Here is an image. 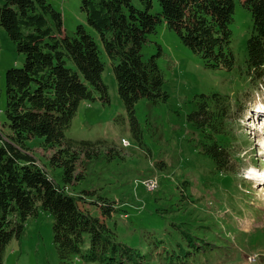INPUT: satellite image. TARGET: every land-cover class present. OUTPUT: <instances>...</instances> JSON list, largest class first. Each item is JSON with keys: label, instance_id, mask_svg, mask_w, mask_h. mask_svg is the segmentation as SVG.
I'll use <instances>...</instances> for the list:
<instances>
[{"label": "rangeland", "instance_id": "1", "mask_svg": "<svg viewBox=\"0 0 264 264\" xmlns=\"http://www.w3.org/2000/svg\"><path fill=\"white\" fill-rule=\"evenodd\" d=\"M233 1L230 30L235 60L229 69L208 66L164 23L147 36L142 59L154 57L167 99L157 104L141 99L135 105L137 137L118 95L110 59L98 33L86 22L81 0H48L62 15L67 35L73 36L81 25L98 45L109 97V103L97 95L82 102L65 131L74 141L113 144L109 155L104 150L98 158L79 163L77 172L84 173V179L67 189L73 194L96 190L95 199L101 197L114 206L105 223L118 242L134 250L133 264H264V82L251 83L245 74L253 24L243 0ZM23 63L24 56L0 27V122L5 74ZM214 96L229 97L232 115L220 140L233 158L234 172H219L202 153L210 138L191 117L202 98H210L206 99L210 104ZM211 137L218 140V135ZM43 142L30 138L26 147L51 180L63 187V170L50 165L54 150L44 148ZM147 179L156 181L155 191L143 187ZM83 203L93 217H102L93 203ZM52 227L49 213L39 211L27 218L21 237L7 246L3 264H61ZM78 262L73 263L83 264Z\"/></svg>", "mask_w": 264, "mask_h": 264}, {"label": "trees", "instance_id": "2", "mask_svg": "<svg viewBox=\"0 0 264 264\" xmlns=\"http://www.w3.org/2000/svg\"><path fill=\"white\" fill-rule=\"evenodd\" d=\"M81 0L87 24L99 35L117 81V92L138 137L134 107L145 99L152 104L167 99L163 77L154 57L142 59L147 36L164 23L184 46L210 67L229 69L234 64L230 24L233 0ZM253 31L247 41L245 74L251 83L264 82V0H243ZM159 8L156 13H151ZM0 27L24 56L21 68L5 74L4 121L0 122V264L7 246L22 235L27 218L39 211L53 218V244L61 264H133L134 250L118 242L105 220L115 209L96 190L68 192L84 179L79 163L91 161L113 144L74 141L65 131L82 102L109 103L102 82L104 63L94 39L78 26L69 36L62 15L48 0H4ZM210 99V98H206ZM205 97L191 116L205 136L202 153L219 172L232 171L228 150L211 135L223 136L231 119L227 96ZM43 139L54 153L52 167L63 170L64 186H57L26 147L30 138ZM91 202L102 215L93 217L83 202Z\"/></svg>", "mask_w": 264, "mask_h": 264}, {"label": "built area", "instance_id": "3", "mask_svg": "<svg viewBox=\"0 0 264 264\" xmlns=\"http://www.w3.org/2000/svg\"><path fill=\"white\" fill-rule=\"evenodd\" d=\"M153 186H154L153 183L148 184V188H149V189H152Z\"/></svg>", "mask_w": 264, "mask_h": 264}, {"label": "bare ground", "instance_id": "4", "mask_svg": "<svg viewBox=\"0 0 264 264\" xmlns=\"http://www.w3.org/2000/svg\"><path fill=\"white\" fill-rule=\"evenodd\" d=\"M263 186H264V184H263ZM244 224H245V225H247V224L249 225V223H247V222H246V223L244 222Z\"/></svg>", "mask_w": 264, "mask_h": 264}]
</instances>
